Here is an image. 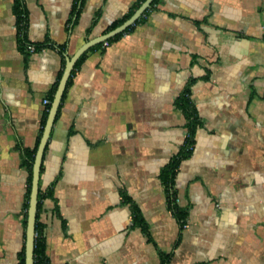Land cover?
Here are the masks:
<instances>
[{
	"label": "crops",
	"instance_id": "crops-1",
	"mask_svg": "<svg viewBox=\"0 0 264 264\" xmlns=\"http://www.w3.org/2000/svg\"><path fill=\"white\" fill-rule=\"evenodd\" d=\"M138 1L23 0L20 34L0 0V264L25 242L24 150L66 59ZM104 42L73 68L44 149L45 264H264V0H156ZM187 89L200 125L173 181L180 225L160 174L184 139Z\"/></svg>",
	"mask_w": 264,
	"mask_h": 264
},
{
	"label": "trees",
	"instance_id": "trees-1",
	"mask_svg": "<svg viewBox=\"0 0 264 264\" xmlns=\"http://www.w3.org/2000/svg\"><path fill=\"white\" fill-rule=\"evenodd\" d=\"M142 1L143 0H139L137 2V4L135 5V7L129 13H127L124 18L118 20L117 22H113L109 26L108 29L109 30L113 29L118 24H120L125 18H128L132 14V12L140 5V3ZM155 1L156 0H153L151 2L150 6L144 11V13L132 25L127 27L123 32L109 38L108 40H106V42L110 43V42L115 41L121 35L130 31L135 24L142 21L145 18L147 12L154 5ZM13 10H14V14L16 16V20H17L16 25H17V28L19 30V33L23 34V31H24L25 26H26V18H27L26 11H25L24 4H23V0H13ZM100 44H102V43H99L95 46H99ZM85 55H86V52L83 53L80 56V58L77 60V62L74 65V70L81 63V61ZM71 72H73V71H71ZM60 76H61V74H60ZM70 81H71V77H69L67 80L62 99L65 96V93H66V90L70 84ZM57 85H58V82H56L51 88L50 100H52V98H53V95L56 91ZM62 99H61V101H62ZM176 103H177V106L183 111V113L185 115L186 132L188 133V136L182 142V144L179 148V151L163 167L161 174H160V177L163 181V184L165 186L166 193H167V206H168L169 210L173 213V215L177 218L180 225H183L185 217H186V210L180 208L177 205V202H176L177 197H176L175 191L173 189V181H174V177L177 173V170H178V167H179L181 160L188 158L193 152L194 132H195L197 126L200 125V120L197 117L196 108H195L194 104L192 103V101L190 100L188 89L183 91V93H181L177 97ZM60 105H61V102L59 104V108L57 110L56 116L59 113ZM48 108H49V104H48L47 110L45 111V114L43 116V119L41 122V132L38 135L35 146L32 149H25L24 150V158H25L24 159V165L28 171V178H27V188H26L25 198H24V202H23V220H22L23 229H24L23 240H25L27 207H28V200H29V194H30V189H31V179H32V165H33L34 155H35V152H36V149H37V146H38V143H39L45 122H46V118H47V114H48ZM190 145L193 146V148L189 149L188 146H190ZM51 195H52L51 189L42 190L39 187L38 197H37L36 224H35L34 264H45V262H46L44 237H43V232H42V229L40 228L37 216H38V211L40 210V208L42 206L43 200L47 197H51ZM126 201H129V200L126 199ZM131 209H132V219H133L134 225L139 226L141 228V230L149 238V231H148L147 225L144 222L143 218L141 217L138 208L135 205L131 204ZM17 264H24V244H23L20 252L18 253V263Z\"/></svg>",
	"mask_w": 264,
	"mask_h": 264
},
{
	"label": "water",
	"instance_id": "water-1",
	"mask_svg": "<svg viewBox=\"0 0 264 264\" xmlns=\"http://www.w3.org/2000/svg\"><path fill=\"white\" fill-rule=\"evenodd\" d=\"M152 1L153 0H143L140 3V5L137 7V9L122 23H120L119 25H117L116 27H114L105 34L87 40L81 47L77 49V51L71 57H68L66 59L65 66L62 75L59 79L53 99L50 103L46 122L34 155V160L32 165L31 189L29 194L27 217H26L24 264H34L35 224H36V214H37V197L39 191L41 161L45 146L47 144L50 135L51 127L53 125L71 71L74 68L75 63L83 53H85L89 48L93 47L94 45L104 42L109 38L123 32L127 27L132 25L144 13V11L150 6Z\"/></svg>",
	"mask_w": 264,
	"mask_h": 264
},
{
	"label": "built area",
	"instance_id": "built-area-1",
	"mask_svg": "<svg viewBox=\"0 0 264 264\" xmlns=\"http://www.w3.org/2000/svg\"><path fill=\"white\" fill-rule=\"evenodd\" d=\"M104 44L106 45L107 42L105 41ZM35 48H36L35 45L32 44V43H29V44L26 45V49H27L28 52H33V51L35 50ZM43 102H44L45 104H47V103H49V100H48V99H44ZM187 136H188V133L185 132L184 139H185ZM184 139H183V141H184ZM188 148L191 149V148H193V146L190 145V146H188Z\"/></svg>",
	"mask_w": 264,
	"mask_h": 264
}]
</instances>
